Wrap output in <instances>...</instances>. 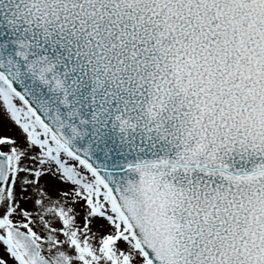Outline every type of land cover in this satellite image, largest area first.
<instances>
[{"label": "snow or ice", "instance_id": "1", "mask_svg": "<svg viewBox=\"0 0 264 264\" xmlns=\"http://www.w3.org/2000/svg\"><path fill=\"white\" fill-rule=\"evenodd\" d=\"M0 264H264V0H0Z\"/></svg>", "mask_w": 264, "mask_h": 264}]
</instances>
